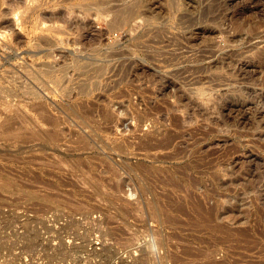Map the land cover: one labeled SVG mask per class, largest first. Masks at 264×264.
Instances as JSON below:
<instances>
[{
	"label": "rangeland",
	"instance_id": "rangeland-1",
	"mask_svg": "<svg viewBox=\"0 0 264 264\" xmlns=\"http://www.w3.org/2000/svg\"><path fill=\"white\" fill-rule=\"evenodd\" d=\"M0 12V264L264 262V0Z\"/></svg>",
	"mask_w": 264,
	"mask_h": 264
},
{
	"label": "bare ground",
	"instance_id": "bare-ground-1",
	"mask_svg": "<svg viewBox=\"0 0 264 264\" xmlns=\"http://www.w3.org/2000/svg\"><path fill=\"white\" fill-rule=\"evenodd\" d=\"M0 1H1V0H0ZM12 5H13V4H12ZM13 6H15V4H14ZM19 7H20V6L17 5L15 9H17V8H19ZM11 8H12V7H11ZM13 8H14V7H13ZM4 11H5V10H4ZM11 11H12V10H11ZM21 11H22V10H21ZM5 12H6V11H5ZM8 12H9V11H8ZM13 12H14V10H13ZM0 13H1V12H0ZM21 13H22V12H21ZM18 15H19V14H17V17H18ZM20 15H21V14H20ZM118 15H119V14H118ZM118 15H117V16H118ZM121 15H122V14H121ZM120 17H121V16H120ZM121 18H122V17H121ZM116 19H119V17H116ZM116 19L114 18V19H113L114 21L112 20V21L114 22L113 24H116V23H115V20H116ZM118 21H119V20H118ZM2 22H3V21H2ZM3 24H5V23H3ZM4 26H5V25H4ZM8 26H9V23H8ZM6 27H7V26H6ZM8 28H9V27H8ZM8 28H7V29H8ZM4 30H5V29H4ZM9 31H10V30H9ZM12 32H13V31H12ZM6 33H7V32H6ZM10 33H11V32H10ZM9 35H10V34H9ZM11 35H12V34H11ZM14 36H15V35H14ZM1 37H2V36H1ZM20 37H21V35H20ZM20 37H19V38H20ZM5 44H6V43H5ZM52 69H53V68H51V70H52ZM47 71H48V72H51V71H49V70H47ZM53 73H54V72H53ZM106 128H107V127H106ZM149 139H150V138H149ZM169 142H170V141H169ZM159 143H160V142H159ZM184 149H185V148H184ZM255 159H256V158H255ZM3 182H4L5 184H8V183H9V181H8L7 179H5ZM10 183H11V182H10ZM1 184H3V183H1ZM194 202H195V201H194ZM194 202H193V203H194ZM193 203L191 202V205H192ZM196 204H197V203H196ZM182 205L185 206L184 203H183ZM193 205H194V207H195V206H198V205H195V204H193ZM179 206H180V205H178V209H179ZM199 206H200V205H199ZM199 206H198V207H199ZM213 206H214V205H213ZM213 206L211 205L212 208H213ZM157 207H158V206H157ZM175 207H176V206H175ZM175 207H174V208H175ZM189 207H190V206H189ZM198 207H197V209H200V208H201V207H200V208H198ZM183 208H184V207H183ZM183 208H182V209H183ZM190 208H191V207H190ZM153 209L156 210L155 207H154ZM161 209H162V208H161ZM214 209H215V208H214ZM175 210H177V209H175ZM191 210H192V209H191ZM193 210H194V209H193ZM152 211H153V210H152ZM159 211H160V210H159ZM159 211H157V212H159ZM173 211H174V210H173ZM180 211H181V210H180ZM182 211H183V210H182ZM187 211H189V210H187ZM194 211H195V210H194ZM199 211H200V210H199ZM205 211H206V210L203 209V211L201 210L200 212H205ZM213 211H214V210H212V212L210 211L211 213L209 212V214H210V215L213 214ZM153 212H155V211H153ZM168 212H169V211H168ZM168 212H167V213H168ZM184 212H185V211H184ZM167 213H166V215H167ZM169 213H170V212H169ZM189 213H191V212L189 211ZM189 213H187V214L184 213V214L187 215V216H189V215H188ZM197 213H198V212H197ZM155 214H156V212L153 213V215L155 216V218H156L157 216H159V215H157V214L155 215ZM162 214H163V213H162ZM164 214H165V212H164ZM202 214H203V213H202ZM207 214H208V213H207ZM170 215L172 216V215H174V214H169V216H170ZM191 215H192V214H191ZM162 216H163V215H162ZM169 216H167V217H169ZM204 216H205V215H202L201 217L203 218ZM174 217H176V214H175V216H173V218H174ZM198 217H200L199 214H198ZM205 217H207V215H206ZM151 218H152V217H151ZM169 218H170V217H169ZM169 218H168V219H169ZM156 219H157V218H156ZM163 219H164V218H163ZM191 219H192V218H191ZM205 219H207V218H205ZM212 219L214 220V218H212ZM169 220H170V219H169ZM195 220L197 221L196 218H195ZM207 220H208V219H207ZM193 221H194V220H193ZM196 221H195V222H196ZM201 221H202V220H201ZM205 221H206V220H205ZM197 222H198V221H197ZM212 222H213V221H212ZM214 222H215V220H214ZM214 222H213V224H214ZM199 224H200V223H199ZM203 224H204V223H203ZM205 224H207V223H205ZM213 224H212V226H213ZM219 224H220V225H219ZM221 224H223V223H218V224L216 223V226H217V227L220 226L219 228L224 227V226H221ZM200 225L202 226V224H200ZM200 225H198V226H200ZM218 225H219V226H218ZM196 226H197V225H196ZM196 226H195V227H196ZM198 226H197V227H198ZM210 226H211V225H209V227H210ZM214 226H215V225H214ZM214 226H213V227H214ZM216 226H215V227H216ZM205 227H206V225H205ZM207 227H208V226H207ZM202 228H203V227H202ZM211 228H212V227H211ZM211 228H209V229H211ZM219 228H217V229H219ZM215 229H216V228H214V231H221V230H222V229H221V230H215ZM224 229H225V228H224ZM227 229H228V228L226 227V230H227ZM202 230H203V229H202ZM212 230H213V229H212ZM229 231H230V230L228 229V232H229ZM206 232H207V231H206ZM208 232H209V231H208ZM221 232H222V231H221ZM223 232H225V230H223ZM231 233H232V232H230V234H231ZM226 235H227V234H226ZM226 235H225V236H226ZM232 235H233V237H234V234H232ZM232 235H231V236H232ZM213 236H214V235H213ZM222 236H223V235H222ZM228 236H229V235H228ZM228 236H227V237H228ZM196 238H197V237H196ZM158 239H159V238H158ZM223 239H225V238H223ZM226 239H227V238H226ZM226 239H225V240H226ZM228 239H229V238H228ZM230 239H231V238H230ZM237 239H238V238H237ZM225 240H224V241H225ZM232 240H233V238H232ZM242 240H243V239H242ZM235 241L238 242V240H235ZM239 241L241 242V240H239ZM243 241H244V240H243ZM252 241H253V239H252ZM257 241H258V240H257ZM222 242H223V241H222ZM225 242H226V241H225ZM225 242H223V243H225ZM247 242H248V241H247ZM223 243H222V244H223ZM189 244H190V243H189ZM231 244L234 245L235 247L237 246V245H235L234 243H231ZM196 245H197V244H196ZM252 245H253V244H252ZM255 245H256V244H255ZM210 246H211V245H210ZM224 246H225V245H224ZM227 246H228V245H227ZM238 246H239V245H238ZM238 246H237V247H238ZM260 246H261V245H260ZM262 246H264V244H262ZM185 247H186V246H185ZM232 247H233V246H232ZM186 248H187V247H186ZM186 248H185V249H186ZM191 248H192V247H191ZM191 248H189V249H191ZM194 248H195V247H194ZM197 248H201V247H197ZM225 248H226V247H225ZM248 248H249V247H248ZM261 248H264V247H261ZM100 249H101V248H100ZM202 249H203V248H202ZM204 249L206 250V248H204ZM204 249H203V250H204ZM216 249H217V248H216ZM253 249H254V248H253ZM96 250H97V249H96ZM103 250H104V249H103ZM248 250H250V249H248ZM101 251H102V250H101ZM101 251H100V252H101ZM183 251H184V250H183ZM187 251H188V250H187ZM198 251H201V250L199 249ZM212 251H214V249H212ZM212 251H209L210 254H211V257L215 258L214 256H212V255H213V253H211ZM227 251H229V250L227 249ZM230 251H231V250H230ZM260 251H261V250H260ZM260 251H258V252H260ZM96 252H97V251H96ZM104 252H105V251H104ZM104 252H103V254H104ZM190 252H191V250H190ZM193 252H194V250H193ZM193 252H192V253H193ZM204 252H208V251L206 250V251H204ZM209 252H208V253H209ZM214 252H215V251H214ZM232 252H234V251H232ZM235 252H236V251H235ZM241 252H242V251H241ZM174 253H175V252H174ZM184 253H185V252H183V254H184ZM202 253H203V252L201 251V256H203ZM216 253H217V252H216ZM256 253H257V251H256ZM101 254H102V253H101ZM103 254H102V255H103ZM189 254H190V253H189ZM196 254H200V253H196ZM196 254H195V255H196ZM206 254H207V253H206ZM239 254H240V252H239ZM104 255H105V254H104ZM106 255H107V254H106ZM106 255H105V257H106ZM141 255H142V254H141ZM184 255H185V254H184ZM187 255H188V253H187ZM190 255H191V254H190ZM193 255H194V254H193ZM208 255H209V254H208ZM214 255H215V253H214ZM196 256H197V255H196ZM205 256H206V255H205ZM215 256H216V255H215ZM225 256H226V255H225ZM243 256H244V255H243ZM171 257H172V256H171ZM211 257L209 256V259L206 257V258H204V260H206V259H207V260H210ZM221 257H222V256H221ZM221 257H219V259L217 258V259L219 260V263H220L221 260H222V261L224 260L223 258H225V257H222V259H220ZM245 257H246V256H245ZM213 258H211L212 261L214 260ZM231 258H232V257H231ZM231 258H230V259H231ZM172 259H173V258H172ZM175 259H177V258H175ZM175 259H173V260H174V261H177V260H175ZM186 259H187V258H185V260H186ZM198 259H199V258H198ZM198 259H196V260L198 261ZM215 259H216V258H215ZM225 259H226V258H225ZM235 259H236V258H235ZM235 259H233V260H235ZM179 260H180V259H179ZM181 260H183V259L181 258ZM193 260L195 261V259H193ZM204 260H203V263H204ZM222 261H221V262H222ZM224 261H225V260H224ZM224 261H223V262H224ZM227 261H228V260H226L225 262H227ZM254 261H256L255 263H257V260H253L252 262H254ZM184 262H185V261H184ZM190 262H191V261H190ZM192 262H193V261H192ZM192 262H191V264H192ZM207 262H209V264H210V261H206L205 264H208ZM232 262H233V261H232ZM234 262H237V261H234ZM244 262H245V261H244ZM247 262H248V261H247ZM250 262H251V261H250ZM260 262H261V264L264 263V262H262L261 260L259 261V263H260ZM188 263H189V261H188ZM195 263H197V262H194V264H195ZM255 263H254V264H255ZM184 264H186V262H185ZM252 264H253V263H252Z\"/></svg>",
	"mask_w": 264,
	"mask_h": 264
}]
</instances>
